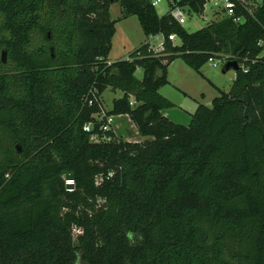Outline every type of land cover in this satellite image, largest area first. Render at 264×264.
Instances as JSON below:
<instances>
[{"label":"trees","instance_id":"trees-1","mask_svg":"<svg viewBox=\"0 0 264 264\" xmlns=\"http://www.w3.org/2000/svg\"><path fill=\"white\" fill-rule=\"evenodd\" d=\"M169 2L187 14L204 4ZM113 3L146 36L161 34V49L143 43L109 63ZM256 3L250 14L234 7L240 22L188 32L151 0H0V264H264V0ZM224 53L245 68L227 91L198 103L186 125L163 116L173 105L158 93L167 64L180 58L198 71ZM107 86L123 92L109 111ZM118 114L143 139L109 129V140L92 141Z\"/></svg>","mask_w":264,"mask_h":264},{"label":"rangeland","instance_id":"rangeland-1","mask_svg":"<svg viewBox=\"0 0 264 264\" xmlns=\"http://www.w3.org/2000/svg\"><path fill=\"white\" fill-rule=\"evenodd\" d=\"M155 9L159 15L165 13L168 9L167 1L160 0ZM109 13L110 18L112 20H116V31L111 39V50L107 56V61L114 62L124 58L125 56H128L142 43H145L148 39L147 36L143 33L136 16L130 15L128 17L122 18L121 8L118 3H113L111 5ZM192 18H195V20L185 18L184 22L181 24V26L187 31H193L205 23V21L198 19L196 16H193ZM258 39L256 40V42L258 41ZM259 53H261V51H259L258 54ZM223 55L226 57L230 56L228 53L222 54V57ZM213 61L216 64L215 66H212L210 62L206 61L201 67L202 72L206 76H208L207 80H196V78H194L196 76H193L195 74L192 73L193 75L191 76L190 70H187V66H185V64L179 58H176L171 63L168 69L169 76H177L180 79L183 78L184 84L182 86H184V91L189 95H194V97L198 99L200 98V93H203L205 97L201 102L209 105V100L218 95L217 90L226 91L229 88L231 80L234 76L233 69H228L225 72H221V66L225 62V60H223L221 57H213ZM181 69H184L182 73L180 72ZM136 75L140 77L142 73L137 70ZM160 91H162V94L168 96L166 98L177 100L175 98V96L177 95V91L175 92V90H173L170 85L163 86L159 90V93ZM120 95H122V92L120 90H113L111 89V87L107 86L100 96L103 109L105 111H108L112 106V101L114 100V98H117ZM185 120L186 119H184V117L176 119L177 122L183 123L186 122ZM113 121L115 129H117L115 134L121 139L127 141H139L143 139V137L139 136L134 126L131 125L132 122L128 121L126 117L124 118V121L123 119H117L116 121L115 118ZM110 127L111 129L114 128L112 124H110Z\"/></svg>","mask_w":264,"mask_h":264},{"label":"crops","instance_id":"crops-1","mask_svg":"<svg viewBox=\"0 0 264 264\" xmlns=\"http://www.w3.org/2000/svg\"><path fill=\"white\" fill-rule=\"evenodd\" d=\"M152 1H155L156 2V4L155 5H153L154 7H156V5L157 4H159V2H160V0H151V2ZM167 1V11L166 12H169V10L172 8H170V2L169 1H171V2H173L172 0H166ZM256 1H259V0H256ZM174 3V2H173ZM112 5V4H111ZM110 8H111V6H110ZM170 8V9H169ZM183 8V10L185 11V9H184V7H182ZM161 9H162V7H161ZM110 10V9H109ZM206 11V12H205ZM165 12V13H166ZM157 13V12H156ZM164 14V13H163ZM157 15H159L158 13H157ZM162 15V14H161ZM132 16H135V15H132ZM193 16H196L198 19H201V20H203V21H205V23L202 25V26H200L199 28H201V27H203V26H205V25H207L208 23H210V22H217V21H220V20H222L224 17H222L221 15H218V14H213V11H212V9H210L209 8V5H208V3L206 2V4H205V6H204V9H203V7H202V11L200 12V13H198V14H195V13H191V14H187L186 13V18L187 19H192V20H195V18H192ZM128 17V16H127ZM137 18V17H136ZM138 20V19H137ZM140 25V24H139ZM141 27V26H140ZM198 29V28H197ZM196 30V29H195ZM115 31H116V29H115ZM187 31V30H186ZM188 32H191V31H188ZM114 34H115V32H114ZM113 34V35H114ZM147 41L145 42V43H147L148 45H149V47L153 50V51H159L160 49H161V42H162V35L161 34H156V35H149V36H147ZM173 44H177L178 43V40L175 38L174 40H172L171 41ZM143 44V43H142ZM110 50H111V48H110ZM110 52V51H109ZM127 56H125L124 58H122V59H125ZM176 58H174L173 60H171L168 64H167V66H166V81H167V83L166 84H164L163 86H165V85H170L171 86V88H173V90H175V92L177 91V95L175 96V98L177 99V100H174V99H172V98H166V97H168V96H166V95H164V94H162V91H160V93L163 95V97L164 98H166L167 100H169L173 105L170 107V108H166V109H162V110H160V112H161V114L163 115V116H165L167 119H169V120H171L172 122H175V123H178V124H182V125H186V123L189 121V116H190V114L194 111V109H195V107L197 106V104L198 103H201V104H204V103H202L201 101L204 99V95H203V93H200V98L198 99V98H196V97H194V95H189L187 92H185L184 91V86H182L184 83H183V78H179V77H177V76H169V67H170V65H171V63L175 60ZM180 59V58H179ZM121 60V59H120ZM207 61V60H206ZM111 62V61H110ZM183 62V61H182ZM208 62V61H207ZM184 63V62H183ZM185 64V63H184ZM202 65H204V64H202ZM202 65L199 67V69H198V71H193L191 68H189L188 66L186 67L187 68V70H190V74H191V76L193 75V74H195V75H193V76H196V77H194V78H196V80H207L208 79V76H206L203 72H202V70H201V67H202ZM185 66H186V64H185ZM141 73H142V70L141 69H138ZM183 70L184 69H181L180 70V72L182 73L183 72ZM235 72V71H234ZM193 73V74H192ZM135 76L136 77H138L137 75H136V73H135ZM142 76V75H141ZM141 76L140 77H138V78H141ZM200 78V79H199ZM233 78H234V76H233ZM233 78H232V80H233ZM232 80H231V82H232ZM209 81V80H208ZM163 86H161V87H159L158 88V93H159V90L163 87ZM112 89V88H111ZM113 90H116V89H113ZM119 90V89H118ZM121 91V90H120ZM218 91V90H217ZM227 91V90H226ZM122 92V91H121ZM159 93V94H160ZM122 94H123V92H122ZM160 94V95H161ZM122 95H120L119 97H121ZM217 96V95H216ZM119 97H117V98H119ZM215 97V96H214ZM114 99H116V98H114ZM212 99V98H211ZM210 99V100H211ZM131 100H132V97H131ZM209 100V101H210ZM113 102V101H112ZM101 103H102V101H101ZM204 105H206V106H209L208 104H204ZM112 107V106H111ZM111 109V108H110ZM109 109V110H110ZM108 110V111H109ZM107 111V110H106ZM127 118V120L128 121H130V122H132L131 120H130V118L126 115V114H118V115H113V118H115V120L117 121V119H123V121H124V118ZM182 117H184V119H186L185 121V123H183V122H177L176 121V119H179V118H182ZM131 125L132 126H134V128H135V130H137V128L135 127V125L133 124V122L131 123ZM112 126L114 127V122H113V124H112ZM113 131L116 133V131H117V129H115V127L113 128ZM138 132V131H137ZM141 137V136H140Z\"/></svg>","mask_w":264,"mask_h":264},{"label":"built area","instance_id":"built-area-1","mask_svg":"<svg viewBox=\"0 0 264 264\" xmlns=\"http://www.w3.org/2000/svg\"><path fill=\"white\" fill-rule=\"evenodd\" d=\"M206 2L209 4V8L212 9L213 14H218L221 15L222 17H230L232 18L233 21L235 22H240L242 21L243 17L241 15H237L234 16V7L236 5H239L241 9H243L244 11H246L247 13H251V9L253 7H256V0H204V4H203V9L204 6L206 4ZM152 5H155L156 2L152 1L151 2ZM211 3V4H210ZM169 15L172 17V19L178 23L179 25H181L185 18H186V12L183 10L182 7L180 6H173L170 10H169ZM176 37L174 34H168L167 35V39H169L170 41L174 40ZM256 45L260 48L261 53L257 54L256 57H264V37L263 38H259L258 41L256 42ZM213 57L214 56H209L207 58V61L211 63L212 66H215V62L213 61ZM217 57H221L223 60H227L228 57L224 56L222 57V54H219ZM126 59H128V56L126 57ZM110 63V62H109ZM238 66L245 71V68L242 67L241 65L238 64ZM92 93L95 94L96 93V89L93 88L92 89ZM84 101H86L88 104L92 103V99L89 98L88 96H86L84 98ZM134 103L133 100H130V104L132 105ZM95 118L97 119H102L103 118V114L101 115H93ZM99 116V117H98ZM113 115L107 116L105 122H103L99 129L103 132L102 136H99L98 134L94 133L91 135V140L92 141H99V140H109V137L106 136L105 132L108 131L109 129H111L110 124H113ZM92 122H88L86 124L83 125V130L85 131H91L92 130ZM109 175H111V173H109ZM64 183L66 185V189L68 191L73 190V184H74V180L72 178L69 177H65L64 178Z\"/></svg>","mask_w":264,"mask_h":264},{"label":"water","instance_id":"water-1","mask_svg":"<svg viewBox=\"0 0 264 264\" xmlns=\"http://www.w3.org/2000/svg\"><path fill=\"white\" fill-rule=\"evenodd\" d=\"M173 2H175L176 0H172ZM1 60L2 62L6 61V51H2L1 53ZM239 68L238 63L236 62V60L234 59H227L221 66V72H225L228 69H233L234 71H236ZM262 139H263V148H262V154L264 156V133L262 135ZM18 147V146H17Z\"/></svg>","mask_w":264,"mask_h":264}]
</instances>
